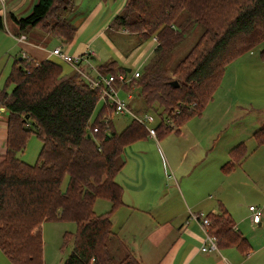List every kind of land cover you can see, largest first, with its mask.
I'll list each match as a JSON object with an SVG mask.
<instances>
[{
    "label": "trees",
    "instance_id": "1",
    "mask_svg": "<svg viewBox=\"0 0 264 264\" xmlns=\"http://www.w3.org/2000/svg\"><path fill=\"white\" fill-rule=\"evenodd\" d=\"M70 8L68 0H36L27 15L10 12L9 16L19 31L39 28L69 43L77 30L67 18ZM107 28H122L141 40L155 41L140 75L122 88L128 90L135 82L132 86L138 88L143 105L137 112L150 111L159 117L157 136L201 113L232 59L256 47L264 59V0H125ZM194 31L195 40L187 51L174 57ZM109 65L99 69H108L104 74L126 72L115 61ZM173 80L177 86L171 85ZM8 84L12 85L9 92L0 89V104L8 112L5 152L0 157V249L4 255L11 264H44L42 224L63 220L74 221L76 231L73 236L64 235L72 247L59 264H141L113 231L110 212L122 204V188L115 176L123 149L145 138V127L133 119L116 131L105 104L111 112L115 107L106 100L92 118L98 90L89 88L78 72H64L54 60L15 58ZM31 132L41 141L34 164L18 157ZM252 137L263 144L264 125ZM246 155L244 142L232 147L222 170L229 171ZM96 198L108 200L110 210L96 213ZM205 216L208 234L218 247L234 246L248 253L247 239L234 228L226 209ZM114 243L118 248L112 250Z\"/></svg>",
    "mask_w": 264,
    "mask_h": 264
},
{
    "label": "rangeland",
    "instance_id": "2",
    "mask_svg": "<svg viewBox=\"0 0 264 264\" xmlns=\"http://www.w3.org/2000/svg\"><path fill=\"white\" fill-rule=\"evenodd\" d=\"M35 1L23 0L22 5L15 11L16 16L27 15ZM68 1L71 8L68 11L67 18L70 17L71 22L77 27L75 35L77 34L78 40L85 43L89 38L94 37L90 47L95 50L96 56L92 61L90 60L89 66L85 67L90 75L96 76V70L104 74L103 71L108 69L100 70L99 65L110 66L109 61H115L119 68H130L131 72L143 69L153 51V45H149L153 39L141 40L137 35L128 33L122 28L113 30L107 28L113 16L124 5L125 0ZM15 2H18V0H15ZM6 4L9 7L10 2ZM5 10H8V8L3 10V4L0 3V12H5ZM9 13L10 11H6L1 15L4 28L0 29V89H5L8 92L11 90L12 85H6L7 76L14 59L20 56V51L11 52L10 47L13 40L8 34L9 32L15 34L17 31L10 24L12 20ZM50 20L51 17H49ZM199 28L197 26L194 30L198 32ZM27 34L29 35V33ZM194 35L195 31L187 36L183 42V47L179 50V53L174 54V57H178L183 51H187V48L195 40ZM153 42L155 46V41ZM63 43L66 42L63 40ZM141 47L146 48L145 54L136 61L135 56L139 55ZM259 51V47H256L251 51L244 52L226 65L212 98L200 114L192 115L184 124L173 130L162 135L158 134V143L151 137L146 136L125 146L123 149V157L127 162L125 170H132L143 164L156 166L152 155L156 153L157 149L165 152L167 147L182 152L187 151V157L181 159L183 166L197 168L202 163L216 162L226 149L240 140L244 142L247 154L241 165V170L253 175L255 182L245 179L243 181L236 180V191L232 194L230 188L233 181L229 179L227 182L228 195L235 198V202H238L239 210L243 215H246L249 205L259 206V204H262L264 202V143L258 145L251 136L253 127L264 121V106H260L264 105L262 102V93L264 94V60ZM81 67H83L82 64ZM125 74L127 79L132 76L128 71ZM130 81L127 80L125 85H129ZM131 84L135 85V82ZM117 85L115 87L118 89V98L124 101L133 111L141 109L143 105L137 94L138 88L130 85L127 90L122 88L121 85ZM131 100L133 101L131 102ZM104 104L105 100L99 97L92 118L98 115ZM105 110L113 128L118 132L133 119L132 115L126 112L119 113L114 110L111 112L106 104ZM259 111H261L260 114ZM6 115L5 112H1L0 120L6 122ZM155 123L156 121L151 126L154 127ZM28 128H31V125H28ZM40 148V139L35 133L31 132L28 135L24 149L18 153V157L26 163L34 164L37 161ZM259 200L262 202H259ZM94 205V209L98 214L106 213L110 209L106 199H97ZM175 206H177L178 211H183L180 202H175ZM250 215L248 214L247 217L249 218ZM41 231L44 242V264L61 263L72 247V241L66 243L64 235L73 236L76 231V223L63 220L46 221L42 224ZM259 233L264 235L263 230ZM117 248V243L112 244V250ZM262 256H264V249L257 253L256 258L262 260ZM0 264H11L1 249Z\"/></svg>",
    "mask_w": 264,
    "mask_h": 264
},
{
    "label": "crops",
    "instance_id": "3",
    "mask_svg": "<svg viewBox=\"0 0 264 264\" xmlns=\"http://www.w3.org/2000/svg\"><path fill=\"white\" fill-rule=\"evenodd\" d=\"M22 1L0 0V3L3 4V10L8 8L5 12L10 11L15 14V11L22 5ZM8 2H10L9 7L6 4ZM5 12H0V15ZM12 22L10 24L17 33L5 32L13 40L10 47L11 52L20 51V56L27 55L35 60L50 59L62 63L64 72L67 74H70L73 69L51 53L54 48L61 47L69 55L91 51V61L96 56L95 50L90 47L94 37L82 43L76 34L71 42L63 43L61 38L44 33L39 28L19 31ZM21 35L24 39L17 38ZM149 45L154 47V42H150ZM145 51L146 48L141 47L135 60L143 56ZM262 96L264 103L263 93ZM262 125L264 121L254 126L251 136ZM6 127V122L0 120V133H2L0 157L5 152ZM149 137L156 143L159 142L158 136ZM241 142L243 141L238 140L233 143L216 162L202 163L197 168L183 166L181 159L187 157V151L182 152L167 147L165 152L157 149L152 155L156 166L143 164L132 170H125L127 162L122 152V165L115 176V181L122 188V204L111 210L110 220L113 231L124 240L141 264H264V256L262 260L256 258L257 253L264 249V235L263 232L259 233L264 231V202L259 204L262 212L261 219L254 224L251 218L247 217L251 214L249 209L246 215H243L239 210L238 202L228 195L227 189L229 179L233 181L230 188L233 194L236 191V180L245 179L255 182V178L245 170H241L245 159L236 163L227 172L222 170V165L229 159L230 149ZM97 199L103 198H96L94 204ZM177 201L183 206L182 212L178 211L175 206ZM259 202L262 201L259 200ZM108 203L110 207L111 204L109 201ZM222 209L229 212L234 221V228L247 239L248 253L234 246L218 247L217 250L201 249L208 242L200 223V216L208 213L218 214Z\"/></svg>",
    "mask_w": 264,
    "mask_h": 264
},
{
    "label": "built area",
    "instance_id": "4",
    "mask_svg": "<svg viewBox=\"0 0 264 264\" xmlns=\"http://www.w3.org/2000/svg\"><path fill=\"white\" fill-rule=\"evenodd\" d=\"M17 38L24 39V36L21 35ZM51 53L57 59L61 60L66 64H69L74 71L78 72L79 76L85 81L89 88L97 89L99 92V97L106 100L109 105L114 106L115 112H126L131 114L134 120H136L145 127L149 136H152L153 138L157 137L155 126L158 123L159 117L157 115L155 116V114L150 111H145L141 113L132 111L124 101L118 98L117 95L118 89L115 86L117 84L122 86L126 83L127 80L137 78L140 75V71L136 70L134 72H131L130 70L129 72L132 76L129 77V79H127V75L125 73L102 74L98 72V70H96V76H92L85 70V67L89 66L90 64V55L92 54L91 51H85L79 55H69L68 53L63 51L61 47H56L52 50ZM81 64L83 65V67H81ZM89 68L94 69L93 67ZM1 112H5V108L0 104V113ZM155 121V126H151V124ZM94 130H96V128ZM248 209L251 212V222L254 224L259 222L262 216V212L259 206L249 205ZM200 223L204 228V232L206 234V241L208 242V244H204L201 249L217 250L218 246L216 241L208 234L207 229L209 225V220L205 215L200 216Z\"/></svg>",
    "mask_w": 264,
    "mask_h": 264
},
{
    "label": "water",
    "instance_id": "5",
    "mask_svg": "<svg viewBox=\"0 0 264 264\" xmlns=\"http://www.w3.org/2000/svg\"><path fill=\"white\" fill-rule=\"evenodd\" d=\"M125 70L129 72V71H130V68H125ZM170 83H171V85H173V86H177V85H178V83H177L175 80L171 81ZM7 113H8V112H6V114H7ZM89 136H90V135L88 134V137H89Z\"/></svg>",
    "mask_w": 264,
    "mask_h": 264
}]
</instances>
